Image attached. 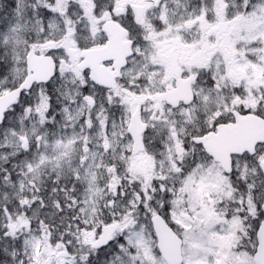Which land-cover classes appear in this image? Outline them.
Masks as SVG:
<instances>
[{"label":"snow or ice","instance_id":"1","mask_svg":"<svg viewBox=\"0 0 264 264\" xmlns=\"http://www.w3.org/2000/svg\"><path fill=\"white\" fill-rule=\"evenodd\" d=\"M0 264H264V0H0Z\"/></svg>","mask_w":264,"mask_h":264}]
</instances>
